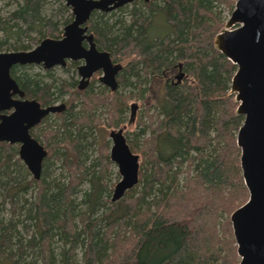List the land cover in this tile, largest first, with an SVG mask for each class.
<instances>
[{
	"label": "trees",
	"instance_id": "16d2710c",
	"mask_svg": "<svg viewBox=\"0 0 264 264\" xmlns=\"http://www.w3.org/2000/svg\"><path fill=\"white\" fill-rule=\"evenodd\" d=\"M13 1L16 10L0 19V52L29 31L37 30V43L60 37L52 20L41 17L45 0ZM137 3L142 11L133 8L127 22H114L116 33L105 14H92L88 23L98 49L123 66L118 88L134 79L149 107L151 85H162L153 113L146 111L152 127L145 147L126 141L142 160L137 185L111 202L106 147L101 144L96 163L87 154L93 145L87 139L101 127L93 110L104 106L114 128L131 94L70 95L66 110L54 115L58 123L44 121L32 130L47 150L39 180L19 160L16 145L0 142V264H238L229 216L248 198L236 145L243 119L229 94L235 66L214 47L223 27L218 9L230 4L232 11L235 0ZM158 18L166 32L151 35ZM18 23L25 30L16 29ZM179 64L183 77L172 83ZM15 79L43 106L71 91L65 82L44 84L26 74ZM55 162L66 169L65 181L52 179ZM84 182L87 189L79 192Z\"/></svg>",
	"mask_w": 264,
	"mask_h": 264
},
{
	"label": "water",
	"instance_id": "95a60500",
	"mask_svg": "<svg viewBox=\"0 0 264 264\" xmlns=\"http://www.w3.org/2000/svg\"><path fill=\"white\" fill-rule=\"evenodd\" d=\"M136 1L149 0H64L73 20L63 28L60 39H43L29 51L0 53V142L19 145L18 158L34 180L40 178L47 152L29 130L48 114L62 112L64 105L43 108L35 100H22L24 94L10 76V69L41 65L48 70L65 66L67 60H84L78 67V89L82 90L98 70L104 74L100 81L111 90L117 89L115 75L122 67L113 65L107 52L96 50L85 24L93 12L109 13ZM214 47L235 66L229 94L237 105L235 114L243 119L236 145L248 198L229 216L238 264H264V0H236L229 19L214 38ZM15 95L19 99H12ZM130 108L133 117L137 105ZM10 110L8 115L1 114ZM109 137V159L120 176L111 193L114 203L137 185L139 156L129 148L122 129L111 131Z\"/></svg>",
	"mask_w": 264,
	"mask_h": 264
},
{
	"label": "rangeland",
	"instance_id": "374dc122",
	"mask_svg": "<svg viewBox=\"0 0 264 264\" xmlns=\"http://www.w3.org/2000/svg\"><path fill=\"white\" fill-rule=\"evenodd\" d=\"M230 2H233L234 0H229ZM236 2V0H235ZM135 3V2H134ZM137 3V2H136ZM235 5V3H234ZM64 7V8H63ZM65 6L64 0H45L42 7H41V17L45 20L50 19L52 20V23L56 25V29L58 32L62 33L63 31V23L69 18V15H71L70 8ZM17 8V2H14L13 0H0V19L1 20H7L9 13L16 10ZM68 8V9H67ZM136 8V10L141 9V6L137 3L136 5L128 4L124 6L121 12L114 11L113 15L107 14L104 18V21H106L107 25L115 26L114 32L116 33V25L114 22H116L118 19L127 20L129 17V12L131 9ZM234 9V6H233ZM232 9V11H233ZM220 13V20L223 22V27L225 22L229 19L232 11L230 4H221L219 9ZM111 15V16H110ZM72 19H70L71 21ZM19 24V23H18ZM222 27V28H223ZM26 26L23 24H19L16 29L25 30ZM221 31V30H220ZM219 31V32H220ZM166 32V28L164 24H162V21L160 18L156 19L154 22L153 27L150 30L151 35L157 34H163ZM218 32V33H219ZM217 33V34H218ZM61 36V35H60ZM216 36V35H215ZM39 34L37 33V30L29 31L26 36L20 35L18 37H15L14 39H10L7 41V44L3 46L2 52H11L15 51V47L19 46H29L31 49L36 47L37 39L39 38ZM4 38V34L0 32V40ZM43 37L41 38V40ZM18 51V50H17ZM20 74H26L30 77H36V79L42 81L44 84H49L52 81H55L56 84H61V82H65L67 84H71V80L77 76L75 68H61V67H55L51 70H44L41 66H27V67H19L15 69V75ZM78 77V76H77ZM76 77V78H77ZM130 82H133L132 85H129ZM128 86L126 88H118L116 91L120 96H125L127 94H131V99L127 101V108L126 112L124 114L120 115V117L116 118V128H109L101 125L100 129H97L93 131V134L90 136V138L87 139V142H92V146L87 147V154L89 157L88 162L90 163H96L98 162V156H99V148L102 146L103 143L106 147V152L109 155L110 148H111V140L109 139V132L111 130H118L122 129L124 137L128 143H132L137 150H140L141 148L145 147V141H147L148 137L150 136V128L152 125H149V119L147 118L146 111H148V114L151 115L154 111V107L152 106L151 102H155L154 98H159L162 96V85L161 84H152L151 85V94H153V100H151L149 107H147L146 103H144L139 98V90H138V83L134 79H129ZM57 86V85H56ZM99 86L97 85L96 88ZM103 92L104 90L100 87L99 90H96V92ZM106 92V91H104ZM70 93H65L59 97L55 103H67L70 100ZM148 96V94H147ZM136 104L137 110L136 114L131 117V111H130V105ZM107 110L104 106H99L95 110H93L92 116L95 119H99V121L103 124H107L109 116L106 114ZM47 124L51 123H58V119L54 116H50L46 122ZM144 130L145 134L142 136H139L138 131ZM95 142H94V140ZM18 148V146H15ZM135 154V153H134ZM136 155L139 156V154L136 153ZM141 158L139 156V163L141 162ZM111 162V161H110ZM50 173L52 176V179L65 181L66 179V169L58 162L54 163V166L50 169ZM1 174V173H0ZM30 174V173H29ZM106 179L109 182V184H112V190L114 185L120 180V176L118 174L117 167L111 162L109 164V167L107 168L106 173ZM5 180L0 176V182H4ZM87 183L84 182L79 187V192H84L87 189ZM112 193V192H111ZM2 194L3 190L0 187V201L2 200ZM31 196V195H30ZM7 213L9 212V208L6 206ZM83 209V208H81Z\"/></svg>",
	"mask_w": 264,
	"mask_h": 264
},
{
	"label": "flooded vegetation",
	"instance_id": "af4514ba",
	"mask_svg": "<svg viewBox=\"0 0 264 264\" xmlns=\"http://www.w3.org/2000/svg\"><path fill=\"white\" fill-rule=\"evenodd\" d=\"M136 2H141V1H136ZM135 2V3H136ZM149 2V1H148ZM147 2V3H148ZM134 3V2H133ZM144 3V2H143ZM132 4V3H131ZM66 6V5H65ZM126 6V5H125ZM67 7V6H66ZM124 7V6H123ZM123 7H121V8H123ZM121 8H119V9H117V10H120ZM117 10H114V11H117ZM114 11H111V12H109V13H102V12H93L92 14H105V15H107V14H111L112 12H114ZM92 14L90 15V18H91V16H92ZM71 16H72V14H71ZM90 18H89V20L87 21V23L85 24V26L87 27V32H86V34H91L92 36H93V42H94V44H95V47H96V50L98 51V52H107L108 54H109V57H110V60H111V62H112V64L113 65H116V64H120L121 65V67L123 68V66H122V64L120 63V62H118V61H116V59H114L113 57H112V55L110 54V52H108V51H106V50H101V49H98V47L96 46V43H95V40H94V35H93V33L90 31V29H89V21H90ZM72 20H73V17H72ZM71 20V21H72ZM71 21L69 22V23H71ZM68 23V24H69ZM67 24V25H68ZM66 26V25H65ZM64 26V27H65ZM62 33H63V31H62ZM62 33H61V36L59 37V38H52V39H60L61 37H62ZM46 38H51V37H46ZM46 38H43V39H46ZM42 39V40H43ZM41 40V41H42ZM40 41V42H41ZM39 42V43H40ZM38 43V44H39ZM37 44V45H38ZM36 45V46H37ZM83 46L85 47V48H87L88 46H87V43L86 42H83ZM35 48V47H34ZM30 50H32V49H30ZM18 51H23V50H18ZM26 51H29V50H26ZM11 52H16V51H11ZM0 53H6V52H0ZM85 64V62H84V60H79V61H71V60H67L66 61V64H65V66H63V67H61V66H56V67H61V68H69V67H71V68H75V70H76V73H77V78L75 77V78H73L72 80H71V85L70 84H68V86H69V90H71V91H68L67 93H70L71 94V96H80V95H82V94H91V93H94V94H102V95H104V96H107L108 97V94H114V93H116V91H117V89H118V87H119V85H118V76H119V74L121 73V71H122V68H121V71H119V73L117 74V75H115V82L117 83V89H115V90H111L110 89V87L109 86H107L105 83H103V82H101L100 81V78H102L103 76H104V74H103V72H102V70H98V71H96V72H94L92 75H91V77L88 79V83H87V85L82 89V90H80V89H78V86H79V82H80V80H81V77H80V75H79V73H78V67H80V66H82V65H84ZM30 66H41V65H30ZM19 67H27V66H13L11 69H10V76L15 80V82L17 83V86H18V88H19V90L21 91V92H23V94H24V98L22 99V100H25V99H28V100H35L36 102H38L36 99H34V98H28V97H26V95H25V92H24V90L21 88V86L18 84V82L16 81V79H15V77H17V75H15V69L16 68H19ZM42 67V66H41ZM43 68V67H42ZM53 68H55V67H53ZM53 68H51V69H53ZM181 65L179 64L178 65V68L176 69V71H175V74L171 77V82L172 83H174L175 81L176 82H179L180 80H181V78L183 77V72L181 71ZM51 69H48V70H51ZM45 70V69H44ZM182 75V77L179 79V77ZM99 86L98 88H96V86ZM100 87L104 90V91H106V92H101V91H99V92H96V90H99L100 89ZM12 99H19V97H18V95H15V96H12ZM110 100H111V98H110ZM39 103V102H38ZM68 103L69 102H67V103H64V102H61V103H52V104H49V105H41L40 103H39V105H40V107H43V108H45V107H48V106H53V105H61V104H63L64 105V110L62 111V112H60V113H52V114H48L46 117H44L37 125H35L33 128H31L30 130H29V133H30V135H31V137L32 138H34L33 137V132H32V130L33 131H35L36 130V128L38 127V126H41V125H43L44 123V121H46L47 122V120H48V118L50 117V116H54V115H57V114H61V113H63L65 110H66V108H67V106H68ZM131 106V105H130ZM130 108V107H129ZM137 110V109H136ZM136 110H135V113H134V115L136 114ZM130 111H131V108H130ZM12 112V110H10V111H4V112H1V114H4V115H8V114H10ZM131 114H132V111H131ZM100 122V121H99ZM108 122H109V119H108ZM108 122H107V124H108ZM101 123V122H100ZM107 124H103V123H101V125H103V126H105V127H109ZM110 128V127H109ZM114 128H116V127H114ZM112 129V128H111ZM111 131H115L114 129L113 130H111ZM110 131V132H111ZM110 132H109V134H110ZM35 140H36V138H34ZM109 139H110V137H109ZM111 140V139H110ZM37 142H38V140H36ZM39 143V142H38ZM40 144V143H39ZM16 146H18V148H19V145H17V144H15ZM40 145H42V144H40ZM43 146V145H42ZM43 148H44V146H43ZM45 149V148H44ZM46 150V149H45ZM46 152H47V150H46Z\"/></svg>",
	"mask_w": 264,
	"mask_h": 264
}]
</instances>
